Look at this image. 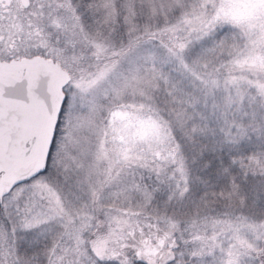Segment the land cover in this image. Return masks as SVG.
<instances>
[{
    "label": "snow or ice",
    "instance_id": "snow-or-ice-1",
    "mask_svg": "<svg viewBox=\"0 0 264 264\" xmlns=\"http://www.w3.org/2000/svg\"><path fill=\"white\" fill-rule=\"evenodd\" d=\"M0 264H264V0H0Z\"/></svg>",
    "mask_w": 264,
    "mask_h": 264
}]
</instances>
